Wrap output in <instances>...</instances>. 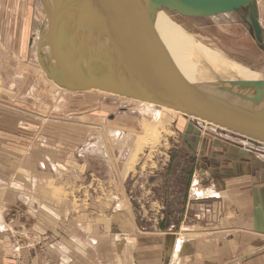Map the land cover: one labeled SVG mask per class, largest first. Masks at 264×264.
<instances>
[{"label":"rangeland","instance_id":"1","mask_svg":"<svg viewBox=\"0 0 264 264\" xmlns=\"http://www.w3.org/2000/svg\"><path fill=\"white\" fill-rule=\"evenodd\" d=\"M258 1L264 27V0ZM164 11L216 56L264 72V41H258L250 22L242 16L244 12L186 17ZM45 21L41 0H0V107L43 123L37 145L43 142L51 149V167H64H48L52 177L47 179L38 174L35 209L26 198L7 204L2 220L17 246L33 249L27 246L34 239L38 247L47 243L34 235L25 242L18 233L27 222L52 220L44 210L48 202L59 207L54 211L59 232L72 217L92 219L98 213H131L142 231L172 224L187 230L197 225L195 198H202L192 192L195 181L198 191H209L214 185L221 191L225 187L222 179L238 173L236 163L245 171L246 160L252 158L264 171L263 148L254 153L246 149L253 148L250 143L231 132L220 133L214 125L199 121L200 126H196L193 119L190 122L180 114L153 116L151 105L126 96L57 87L39 64L38 33ZM23 30L32 33L26 43L20 36ZM217 140L221 144L214 143ZM250 170L254 172L252 167ZM36 171L45 172L40 165ZM115 196L124 203L118 213L111 211L112 201L117 203ZM71 201L73 207L64 208ZM105 225L110 228L107 222ZM77 251L85 256L81 249Z\"/></svg>","mask_w":264,"mask_h":264},{"label":"crops","instance_id":"2","mask_svg":"<svg viewBox=\"0 0 264 264\" xmlns=\"http://www.w3.org/2000/svg\"><path fill=\"white\" fill-rule=\"evenodd\" d=\"M256 1L259 9V1ZM257 13L260 17V9ZM245 15L242 16L246 18ZM29 34L32 33L20 32L24 43L30 39ZM22 115L0 107V264H264V171L253 158L246 160L245 171L241 163H236L240 166L238 173L222 179L225 187L216 184L224 189L219 191L215 185L209 188L221 197L195 198L197 225L187 230L172 224L169 228L158 226L142 231L131 213L110 216L98 213L92 219L72 217L59 232L54 212L59 207L48 202L44 210L52 220L27 222L19 230L21 234L18 233L23 240L34 235L47 243L38 247L39 242L34 239V243L27 246L33 247L31 251L17 246L8 224L2 220L7 204L26 198L31 201V208L36 207L38 174H44L46 179L52 177L47 169L51 168L52 151L43 142L37 145L41 142L38 136L43 123ZM214 143L221 144L218 140ZM38 165L45 172L37 173ZM55 166L56 170L64 168L59 164ZM114 198L117 203L112 201L111 211H123V201L117 196ZM72 205L71 201L64 208H72ZM106 222L110 228L106 227ZM47 233L49 235L43 237ZM179 240H183L181 245H178ZM75 248L84 251L85 256L78 254Z\"/></svg>","mask_w":264,"mask_h":264},{"label":"water","instance_id":"3","mask_svg":"<svg viewBox=\"0 0 264 264\" xmlns=\"http://www.w3.org/2000/svg\"><path fill=\"white\" fill-rule=\"evenodd\" d=\"M41 1L50 25L47 33L41 30L38 35L39 64L60 87L73 92L98 89L173 108L216 126L220 133L235 134L250 143L252 150L264 149V81L211 84L217 94L176 81L160 62L152 17L158 9L209 17L238 11L247 14L248 8L251 18L245 20L261 40L256 0ZM46 47L56 67L45 60ZM218 93L225 94V99ZM197 185L195 181L192 188L196 194ZM215 197L221 196L207 198Z\"/></svg>","mask_w":264,"mask_h":264},{"label":"bare ground","instance_id":"4","mask_svg":"<svg viewBox=\"0 0 264 264\" xmlns=\"http://www.w3.org/2000/svg\"><path fill=\"white\" fill-rule=\"evenodd\" d=\"M239 12H243V11H239ZM250 14L251 11L249 15H245V17L247 16L251 18ZM152 17L154 19L155 48H157L160 62H162V66L168 71L170 76L173 77L176 81L180 83L183 82V83L191 84L194 86L200 85L203 88V90H207L210 94L211 93L217 94V91L214 90V85H216L217 83L221 84L222 82H226V81L227 82L264 81V72L255 69L252 70L251 68L246 67L242 63L239 64L232 59H227V58L221 59L220 57L216 56L214 54V51H212L211 49L209 50V48H207L199 40L194 38V36L190 34V32H187L181 26H178L167 15L166 11L158 9L153 13ZM49 25L50 24L46 17L45 25L42 27V31L44 30V33L48 32ZM252 29L254 30L253 26ZM255 35L258 39L256 32ZM263 37H264V30H262L261 40L258 39L260 43H263ZM43 52L45 53L44 54L45 60L48 63H51L52 66L56 67L55 59L52 55L50 47H46L43 50ZM45 75L48 78L46 72ZM211 84L214 85L211 86ZM92 90L103 92L98 89H92ZM103 93L109 94L110 92L109 93L103 92ZM246 93H251V91L246 89ZM110 94L115 95L114 93H110ZM218 94L221 99H225L226 97L225 94H220V93ZM140 103L146 106L151 105L153 109L155 108L152 114L153 116L154 114L159 115L164 113L169 115L180 114L184 116L187 120H190V122L193 119L194 125L196 126H200L199 121H201L205 126L209 125L208 122L178 112L173 108H169V107L167 108L164 106H159L154 103L151 104L141 100ZM238 137L241 136L238 135ZM246 149L254 153H256L257 151L259 152L261 151L258 147L256 150H252L251 148H246ZM51 168H53L54 170L57 169L55 165H53ZM206 191L204 190L198 191V186H197L196 192L198 194L195 193V195L197 197L207 198L208 194H210L208 197H212L215 194H217L210 190L209 191L206 190ZM182 237L185 236L183 235Z\"/></svg>","mask_w":264,"mask_h":264},{"label":"built area","instance_id":"5","mask_svg":"<svg viewBox=\"0 0 264 264\" xmlns=\"http://www.w3.org/2000/svg\"><path fill=\"white\" fill-rule=\"evenodd\" d=\"M13 264H17V263H13ZM19 264V263H18Z\"/></svg>","mask_w":264,"mask_h":264},{"label":"flooded vegetation","instance_id":"6","mask_svg":"<svg viewBox=\"0 0 264 264\" xmlns=\"http://www.w3.org/2000/svg\"><path fill=\"white\" fill-rule=\"evenodd\" d=\"M251 28H252V26H251ZM253 30V29H252ZM264 41V40H263Z\"/></svg>","mask_w":264,"mask_h":264}]
</instances>
